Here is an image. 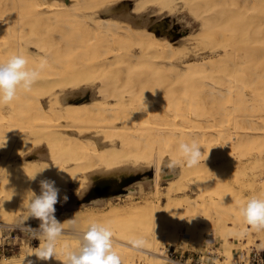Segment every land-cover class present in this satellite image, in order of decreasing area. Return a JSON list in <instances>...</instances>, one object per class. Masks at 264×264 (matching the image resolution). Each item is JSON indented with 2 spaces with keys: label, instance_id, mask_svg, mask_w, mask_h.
<instances>
[{
  "label": "bare ground",
  "instance_id": "obj_1",
  "mask_svg": "<svg viewBox=\"0 0 264 264\" xmlns=\"http://www.w3.org/2000/svg\"><path fill=\"white\" fill-rule=\"evenodd\" d=\"M175 1L135 0L132 12L141 19L154 7L171 9ZM125 2L0 0V61L14 54H23L29 67L47 61L31 91L19 90L12 103L0 105V144L6 141L0 161L19 158L0 175V222L9 223L5 216L14 203L27 210L24 189L10 198L11 176L55 181L60 206L72 207L77 195L63 200L69 184L93 186L107 178L111 187L100 198L110 196L151 165L154 195L164 177L176 174L163 191L165 204L157 199L123 218L120 209L111 216L77 212L76 228L79 222L110 225L122 264H135V256L142 264H160L161 237L175 244L183 227L196 244L204 233L220 234L226 263L234 254L233 237L245 239V249L264 247V229L252 228L240 215L250 196L234 179L246 167L243 159H254L247 163L253 183L249 178L246 186L240 183L253 196L254 182L264 188V0H183L207 31L208 49L202 53L112 12ZM142 10L146 13L139 14ZM89 90L86 100L76 101ZM193 140L201 147V163L164 172L170 158L182 161L179 143ZM222 164L229 171L221 172ZM176 192L182 194L172 196ZM80 231L74 233L81 237ZM135 238L145 245L133 248L129 241ZM65 243L56 247L58 255L65 245L79 247L80 240ZM37 247L25 259L48 262L34 255Z\"/></svg>",
  "mask_w": 264,
  "mask_h": 264
},
{
  "label": "rangeland",
  "instance_id": "obj_2",
  "mask_svg": "<svg viewBox=\"0 0 264 264\" xmlns=\"http://www.w3.org/2000/svg\"><path fill=\"white\" fill-rule=\"evenodd\" d=\"M126 1H130L132 3V7H133L135 0H126ZM131 12H132V8H131ZM132 13L134 15L137 14L135 12H132ZM140 13H146V11L142 10L141 12H139V14ZM151 16L154 17V21L162 19L164 17H167L168 18V28H173V26H177V28L172 29L174 32H173V35L171 37L167 36L166 34H159V35L166 36L168 39H170L172 42H174V44L176 46H178L180 48H186L187 50H195V52L198 51L197 53H202L203 51H205V52L207 51V49H208V48H206V46L208 45L207 31L204 28L201 20L196 18L192 14V12L185 5L183 0H176L171 9H166L164 11H160L158 8L154 7V11L147 12L145 14V16L140 19V24H138V25L145 24V27L148 29V26H149L148 25V17H151ZM135 25H137V24H135ZM205 32H206V34H205ZM219 55H220V57H222L223 53L220 52ZM90 94H91V91L89 90L86 93H84L83 95L79 96L76 101L77 102L84 101L87 99V97H89ZM44 100H46V99L44 98ZM2 151H3V148H1V151H0V160L2 157H4L2 154ZM7 158H8V156L4 159L5 161H0V175H1L2 171L4 170V167L6 165H8V163L9 164L10 163H14V164L18 163V159H19L18 157L9 156V158L8 159ZM263 158H264V156H263ZM243 160H244L243 161L244 163L241 166H243L245 164V166L247 168L246 167L244 169L242 168V170L238 169L236 174H235L237 177H234V179L239 178V181L241 180L240 181L241 183L244 182L243 185L246 186L247 185L246 183H248L249 179H250L249 182L253 183V175H254V174H252L253 170H251L252 167L251 168L248 167V166L252 165V163L249 165H247V163L250 162L251 160H252L251 162H253L254 159H251V160L243 159ZM245 160H247V161H245ZM166 164H164V166L161 168L164 172H169V171L175 172L176 170L178 171V169H175L174 171L169 170L165 166ZM128 166L130 168H132L133 164H128ZM224 166L222 164V168L220 169V171L226 172L225 171L226 169L229 171V169L226 166L225 167ZM142 167L143 168L139 172L133 173L131 180H129L124 186H122L118 190L116 189L117 191L110 196H104V197L100 198V196H93L88 190H86V192L81 196L80 202L78 204H76L75 206H72V207L60 206V203L62 202V200H60L55 205V207L57 208L60 206L61 208H60V210L55 212V216L62 223V227L64 226V228H63V231H62L60 238H58V240H57L56 247L60 244H64L65 242L68 244L71 241V239L73 240L75 237H78V240H80V238H79L80 236L75 234L74 231L79 232L81 230V227L84 224L86 226L90 225V223L86 224L85 222L84 223L79 222L81 224V227H80V225H78V228H76L77 226L74 225L73 223H71V221L74 219L73 217H75L77 215V212L87 214L88 211H92L95 215H99L97 213L100 212L101 215H104V213H105V216H106V214H109L107 216H111V213H109L110 211L111 212L113 210L117 211V209L119 211V209H120L121 214H123L121 216V218H123V217H126L128 215L129 211H132L133 209L140 208L147 203H150V204L155 203L156 204L157 199H159L161 204L162 203L165 204L166 203V197H165V192H163V191H165V188L167 187L168 181L170 179L171 180L174 179L176 177V174L173 176L164 177L161 180L159 194L154 195V191L150 185V179L152 178V175H153L152 166L148 165V166H142ZM254 169L257 170V172L259 170L257 168H254ZM8 179H10V182H11V184L9 185V187H10V198L11 199L16 200L19 197L20 192L22 193V191L24 189L23 194H26V195H24L25 199L23 200V202L24 203L27 202V204H28V201L31 198V193L29 191L35 192L36 194H38V192H39V186H40L39 180H19L17 177H13V176H11ZM13 179H14V181H13ZM246 179H247V181H246ZM231 180L232 179H230V181ZM261 180L264 181V174H263V177ZM230 181L228 180V182H230ZM240 182H239V184L241 185V187L243 189L242 192L243 193L246 192L247 196H250V198L261 197L262 193L264 194V188H262V186H261L263 182H261L260 180L257 181L256 183L254 182V184L256 185L254 196H253V191L251 189H249L248 187L247 188L244 187ZM79 184H80V180H77L75 183L69 184V186H68L69 193L66 195L68 198L75 196L76 192L80 193L83 189L88 188L89 183H85L82 186H79ZM178 193L180 195L182 194L181 192H178ZM178 193L176 192V194L174 193V194H172V196H179ZM192 195L193 196L197 195V192L193 191ZM24 209H27V206L26 207L24 206ZM101 211L103 212V214ZM27 216H28V210L18 209V205L15 203L11 207V212L6 214L5 220H8V222H10V223L12 222V223L20 224V226H22V229L19 232V235L22 238V240H21L22 245H21V248L15 254L9 255L6 257H0V263L5 262L7 260H15L14 264H28V262L31 261L30 259L26 260L25 258L27 256V254L29 253V251H31V252H32V250L34 251L35 247H37V245L40 241L38 239H35L28 231H26L24 223L29 224V223L34 222V223H36V227L34 229H38L40 221L35 219V218L26 219ZM222 216L224 218L225 217L228 218L229 217L228 212L223 211ZM69 217L72 220L69 219ZM67 221H69V222H67ZM140 221L141 220H139V222ZM65 223H67L71 226H68ZM123 223L125 224V222H123ZM145 223H143V224H145ZM63 224H65V225H63ZM106 226H108L111 229L110 225H106ZM67 227H70L71 229L67 228ZM72 228H73V230H72ZM77 229H79V230H77ZM80 232H83V231L81 230ZM179 235L180 236H178V239H177L175 244H181L183 247H186V246L192 247L194 245L197 248H200L201 245H203L205 243L215 244V246L219 247V251L222 253L223 248L221 245V235L218 234L216 231L213 233H204L202 235L204 239L202 238V241L198 244H196L195 241L193 242L192 240L188 239L187 236H185V235H188L185 227L182 228V230L179 232ZM30 239H33L34 244H27V242ZM64 239H67V240L64 241ZM231 240H232L233 252H236L237 249L239 250V248L242 247L243 242L244 243L246 242L245 239L242 241V240L237 239L236 237H233ZM164 243H169V242H167L166 238L164 236H162L158 246L162 247ZM69 247L68 248L71 250H75L78 248V247H74V246L73 247L69 246ZM160 247H158V248L160 249ZM243 248H245V247H243ZM251 248H264V247L260 246L259 244H254L253 246L251 245V246L246 247V251H249ZM22 254H24V255H22ZM63 259H64V253H59V255L57 253L56 258L53 257L52 259L48 260V262H45L43 264H62L61 260H63ZM138 261H140V263ZM143 261L137 259L136 256L134 257L135 264H142L141 262H143ZM122 263H123V261H122ZM32 264H34V263L32 262ZM124 264H127V263L125 262ZM160 264H161V260H160Z\"/></svg>",
  "mask_w": 264,
  "mask_h": 264
},
{
  "label": "clouds",
  "instance_id": "obj_3",
  "mask_svg": "<svg viewBox=\"0 0 264 264\" xmlns=\"http://www.w3.org/2000/svg\"><path fill=\"white\" fill-rule=\"evenodd\" d=\"M47 66V61L41 59L35 67L28 66V60L23 54H14L6 61H0V105L12 103L19 90L31 91L33 85L39 79L41 72ZM155 95V93H153ZM6 146V141L0 144V148ZM181 160L170 158L165 165L174 171L177 167L192 168L201 163L203 153L198 143L181 141L178 145ZM36 179V175L29 177ZM31 198L27 204L28 216L26 219L35 218L40 221L38 229L27 226L28 231L35 239L40 241L34 255L40 260L56 258V244L61 236L62 223L56 218L55 205L59 202V189L55 181L44 179L40 181V193L29 191ZM78 198L79 193L76 192ZM65 195L63 200L66 202ZM240 215L244 222L254 229H264V198L252 197L240 209ZM75 224V220L71 221ZM113 232L100 223H91L80 237V244L76 250H71L65 245L62 264H122L121 258L113 249ZM133 248L139 249L145 245L143 238H135L129 241ZM28 264H32L31 261Z\"/></svg>",
  "mask_w": 264,
  "mask_h": 264
},
{
  "label": "built area",
  "instance_id": "obj_4",
  "mask_svg": "<svg viewBox=\"0 0 264 264\" xmlns=\"http://www.w3.org/2000/svg\"><path fill=\"white\" fill-rule=\"evenodd\" d=\"M21 229L20 224L0 222V257L13 255L21 248ZM27 244H34L33 239ZM237 250L229 263L225 262L215 244L205 243L197 248L194 245L183 247L181 244L164 243L159 251L161 264H264V248L246 251L241 247Z\"/></svg>",
  "mask_w": 264,
  "mask_h": 264
},
{
  "label": "water",
  "instance_id": "obj_5",
  "mask_svg": "<svg viewBox=\"0 0 264 264\" xmlns=\"http://www.w3.org/2000/svg\"><path fill=\"white\" fill-rule=\"evenodd\" d=\"M131 8H132V3L130 1H126L125 3H119L113 6L112 12L118 13L121 18L129 19L131 22L138 25L140 24V16H136L133 13H131ZM148 25H149L148 28L150 30H153L156 34H166L169 37L173 35L174 31L172 29L177 28V26H173V28H168L167 17H164L156 21H154L153 16L148 17ZM93 184H94L93 186H88V188H85L79 193L80 198L86 192V190H88L93 196H100L102 190H108L111 187L112 180L105 178ZM117 190H113L112 193L114 194ZM80 198L77 197V203L80 202Z\"/></svg>",
  "mask_w": 264,
  "mask_h": 264
},
{
  "label": "crops",
  "instance_id": "obj_6",
  "mask_svg": "<svg viewBox=\"0 0 264 264\" xmlns=\"http://www.w3.org/2000/svg\"><path fill=\"white\" fill-rule=\"evenodd\" d=\"M211 233V232H210Z\"/></svg>",
  "mask_w": 264,
  "mask_h": 264
}]
</instances>
